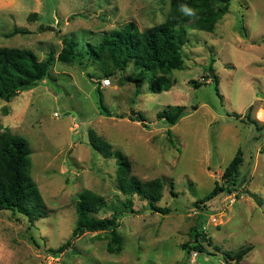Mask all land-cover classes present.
<instances>
[{
    "label": "rangeland",
    "instance_id": "1",
    "mask_svg": "<svg viewBox=\"0 0 264 264\" xmlns=\"http://www.w3.org/2000/svg\"><path fill=\"white\" fill-rule=\"evenodd\" d=\"M170 10V0H0V47L57 58L65 38L84 43L129 22L146 30L165 22ZM192 21L185 27L184 68L172 73L170 91L153 93L145 79L137 96L133 64L104 87L97 66L55 59L53 79L11 102L0 100V131L29 143L31 177L49 210L34 224L0 211V264H227L226 253L248 247L240 264H264V117L258 116L264 113V0H233L211 33L195 30ZM15 29L25 33L14 35ZM174 106L186 107L187 116L169 126L158 114ZM251 106L261 130L242 121ZM138 113L145 123L132 120ZM91 131L128 156L134 176L165 182L155 205L170 213L139 197L127 207L116 183L118 160L93 150ZM239 149L244 162L236 190L199 204ZM84 190L107 200L99 218L118 215L120 254H110L105 235L96 232L57 256L72 239ZM194 229L213 240L204 254L182 248Z\"/></svg>",
    "mask_w": 264,
    "mask_h": 264
},
{
    "label": "trees",
    "instance_id": "2",
    "mask_svg": "<svg viewBox=\"0 0 264 264\" xmlns=\"http://www.w3.org/2000/svg\"><path fill=\"white\" fill-rule=\"evenodd\" d=\"M233 0H170L171 10L165 22L146 30H140L134 22L124 24L102 35L92 34L84 43L73 38H65L64 47L58 57L50 52L45 59L29 49L0 47V100L11 102L21 92L39 86L47 78L53 79L52 69L55 59L66 65L85 66L89 63L103 71L104 76L116 77L123 75L131 64L134 65L136 81V95L140 94L141 82L149 79L153 93L170 91L174 81L172 73L184 68L183 48L187 43L186 25L191 20L195 30L207 33L214 32L218 22L228 13ZM181 5L192 8L195 15H185ZM37 15L33 14L31 18ZM15 29V34H24ZM217 94L220 96L217 79ZM198 85V83H194ZM100 95V109L109 113ZM221 97V96H220ZM197 108H194L196 110ZM254 106L249 108L242 121L255 125L261 130L260 122L252 118ZM187 116V108L174 106L161 111L158 117L169 126H175ZM135 122H146V118L138 113ZM89 145L93 150L105 154L107 158L118 160L116 183L119 191L127 199V207L133 204L136 197L148 199L151 208L164 214L169 209L159 208L155 203L164 196L165 182L161 178L144 182L133 175L132 163L127 155L115 151L105 139L97 136L93 131L89 133ZM29 143L22 137L14 135L10 130L0 131V211H10L14 215L23 216L34 224L39 219L46 218L49 210L37 184L31 177L32 159ZM244 158L241 149L225 168L222 182L217 181L214 189L198 203H207L214 198L231 194L238 186L240 169ZM77 222L72 239L57 250V256L70 249L73 241L87 233L101 232L108 240V252L120 254L123 250V240L119 232L118 215L99 218L97 215L107 206V200L91 190H84L78 194L76 202ZM213 245L212 238L198 229L192 232V240L182 246L189 254L196 251L206 252L205 244ZM248 247L236 254L226 253L228 264L234 261L240 264L251 251Z\"/></svg>",
    "mask_w": 264,
    "mask_h": 264
},
{
    "label": "clouds",
    "instance_id": "3",
    "mask_svg": "<svg viewBox=\"0 0 264 264\" xmlns=\"http://www.w3.org/2000/svg\"><path fill=\"white\" fill-rule=\"evenodd\" d=\"M180 10H181L185 15H189V16L195 15L194 10H193L192 8H190L189 6H187V5H181Z\"/></svg>",
    "mask_w": 264,
    "mask_h": 264
},
{
    "label": "built area",
    "instance_id": "4",
    "mask_svg": "<svg viewBox=\"0 0 264 264\" xmlns=\"http://www.w3.org/2000/svg\"><path fill=\"white\" fill-rule=\"evenodd\" d=\"M102 85H103L104 87H108V86H110V85H111V79H110V78H105V79H103V80H102Z\"/></svg>",
    "mask_w": 264,
    "mask_h": 264
},
{
    "label": "bare ground",
    "instance_id": "5",
    "mask_svg": "<svg viewBox=\"0 0 264 264\" xmlns=\"http://www.w3.org/2000/svg\"><path fill=\"white\" fill-rule=\"evenodd\" d=\"M258 116H259V118L262 120V119H263V117H264V113H262V112H261V113H259V115H258ZM260 116H261V117H260Z\"/></svg>",
    "mask_w": 264,
    "mask_h": 264
},
{
    "label": "water",
    "instance_id": "6",
    "mask_svg": "<svg viewBox=\"0 0 264 264\" xmlns=\"http://www.w3.org/2000/svg\"><path fill=\"white\" fill-rule=\"evenodd\" d=\"M211 77H212V79H215L216 75L213 72H211Z\"/></svg>",
    "mask_w": 264,
    "mask_h": 264
}]
</instances>
